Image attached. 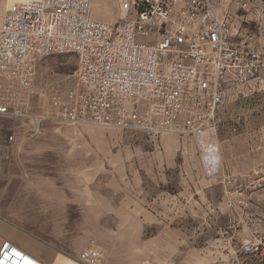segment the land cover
<instances>
[{"label": "built area", "instance_id": "built-area-1", "mask_svg": "<svg viewBox=\"0 0 264 264\" xmlns=\"http://www.w3.org/2000/svg\"><path fill=\"white\" fill-rule=\"evenodd\" d=\"M253 2L238 0L245 11ZM90 7L91 0L9 4L0 21V116L27 118L31 137L43 133L45 122L192 137L211 161L207 174L217 178L226 90L264 82V49L248 42L218 0H120L121 17L113 23L92 18ZM53 53L77 55L75 83L54 88L49 106L31 113L40 59ZM221 183L232 213L247 219L255 184L232 176ZM241 252V264H264V237L247 238ZM104 258V249L91 243L74 260ZM0 264L45 263L4 240Z\"/></svg>", "mask_w": 264, "mask_h": 264}, {"label": "crops", "instance_id": "crops-1", "mask_svg": "<svg viewBox=\"0 0 264 264\" xmlns=\"http://www.w3.org/2000/svg\"><path fill=\"white\" fill-rule=\"evenodd\" d=\"M218 1L221 10L230 7L236 29L250 39L249 27H240V23L258 11L257 0L246 11L239 7L238 0ZM97 18L110 20L111 14L103 13ZM222 115L225 118L223 112ZM68 132L74 141L69 150L74 153L75 165L83 169L76 174H85L87 179L77 177L68 183L52 176L0 177V245L10 240L45 264H81L71 257L82 251L86 239L66 245L61 240L57 243L50 233L88 230L90 219L96 230L107 233L99 236L106 264H177L176 217H235L221 183L225 176L247 186L255 184L251 199L260 193L264 123L226 122L218 142L221 169L217 178L207 174L206 164L211 161L204 159L192 137L165 133L149 139L142 133L146 142L131 145L124 143L123 137L120 140L124 134L120 129L83 125L78 129L70 127ZM177 171L182 180H173ZM173 183L184 185L176 192L171 188ZM179 192L183 195L179 196ZM180 202H185V207H180ZM107 217L113 218L112 223L107 222ZM163 217L170 221L164 222ZM150 226L155 228L154 236L147 235ZM213 226L212 230L217 231L221 225ZM198 258L201 263L226 260L223 255ZM194 261V257L184 259L187 264Z\"/></svg>", "mask_w": 264, "mask_h": 264}, {"label": "rangeland", "instance_id": "rangeland-1", "mask_svg": "<svg viewBox=\"0 0 264 264\" xmlns=\"http://www.w3.org/2000/svg\"><path fill=\"white\" fill-rule=\"evenodd\" d=\"M13 1L15 0H0V21L7 7ZM256 3H259L255 7L258 11L251 14V19L242 21L240 27H249L252 34L249 35L250 39L247 38L248 42L264 49V0H257ZM108 12L111 14V19L106 21L112 23L119 21L121 17L120 0H91L90 16L92 18L98 19V15ZM77 64V55L74 53H53L43 56L39 62L38 74L34 81L33 94H31L27 110L31 113H42L49 106V98L54 88H71L75 83L74 75ZM223 114L226 122L233 120L248 125L264 123V82L261 84H235L229 87L226 90ZM28 125L30 124L27 118L0 116V177L6 178L11 175L52 176L59 177L68 183L75 181L77 177H81L83 180L88 178L85 177V174H76L77 171L80 173L83 169L76 167L74 153L69 150L74 145L73 138L68 132L70 127L47 122L42 134L31 137L27 132ZM142 133L124 131V134L119 138L121 140L123 137L124 143L138 145L147 140ZM113 138L116 137L113 136ZM148 138L151 139L150 136ZM172 178L173 180L183 179L180 171H177V174L173 173ZM263 179L264 176L259 182V195L252 199L253 210L247 219H240L233 213L235 217L226 214L219 217L180 214L176 217L173 224L178 225L179 229L177 249L179 262L177 264H187L184 262L187 256L195 259L194 263L189 264H241L245 260V256L241 252L243 241L254 234L264 237ZM171 185L170 187L177 192L184 184L173 183ZM256 185L258 186V184ZM178 195L182 196L183 194L179 192ZM180 207H185V202L182 204L180 202ZM112 219L106 218L109 223H112ZM163 220L164 222L170 221L168 217H163ZM88 223V230L85 231L51 232L50 234L57 243L61 240V243L66 242V245L78 243L85 238L86 242L81 250L91 243L103 248L99 242V236H106L107 233L96 230L92 219ZM213 223L221 225L217 231L212 230L215 227ZM154 229L153 226H150L147 235L154 236L156 234ZM210 241H212L211 244ZM78 255L73 256L74 259ZM205 255L209 257L223 255L226 260L201 263L198 257ZM106 259L107 257L101 264H106Z\"/></svg>", "mask_w": 264, "mask_h": 264}]
</instances>
